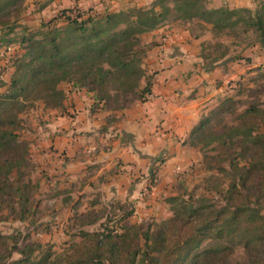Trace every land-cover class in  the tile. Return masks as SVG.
<instances>
[{
  "label": "trees",
  "instance_id": "trees-1",
  "mask_svg": "<svg viewBox=\"0 0 264 264\" xmlns=\"http://www.w3.org/2000/svg\"><path fill=\"white\" fill-rule=\"evenodd\" d=\"M5 2L16 5L18 0ZM6 8H0V13ZM171 11L176 18L199 17L219 32L242 23L244 31L253 30L264 44V0H257L253 9H208L205 0H153L147 7L106 12L101 16L85 14L75 7L61 9L46 23L65 22V31L73 36L68 37L66 45L52 37L49 51L44 49L41 39L29 36L23 47L25 52L14 60L10 91L0 93V153L7 152L9 158L0 160V191L7 175L19 164L17 156L23 159L28 150L16 133L20 128L15 112L19 97L26 99L32 95L46 102L59 100L63 95L57 88L55 70L67 64L78 75L77 90L86 88L95 97L99 90L103 91L104 95L98 96L101 99L109 96V89L122 95L135 93L144 77L141 63L148 48L142 45L141 34L160 26ZM144 94L149 95V81L140 98L144 99ZM257 111L252 107L244 110L239 123L217 137L216 142L226 148L227 141L238 136L252 155L241 165L233 159L229 162L234 177L227 190L229 195L238 192L239 186L249 192L264 191V133L252 119ZM210 121L207 115L191 130L188 139L191 145L211 142L212 138L204 136ZM169 200L173 204L172 215L165 220L146 225L125 223L120 232L84 230L78 242L57 255L48 243H31L18 251V259L1 260L0 264H229L236 244L252 256L251 264H264V213L257 207H217L205 203V199L190 202L179 195Z\"/></svg>",
  "mask_w": 264,
  "mask_h": 264
},
{
  "label": "crops",
  "instance_id": "crops-1",
  "mask_svg": "<svg viewBox=\"0 0 264 264\" xmlns=\"http://www.w3.org/2000/svg\"><path fill=\"white\" fill-rule=\"evenodd\" d=\"M152 1L18 0L22 5L18 25L0 23V93L14 73L15 52L12 56L10 53L17 47L14 42L18 38L14 36L18 30L32 31L61 9L75 7L85 14L101 16L146 7ZM205 1L208 9H253L257 2ZM6 3L0 0V8L15 7ZM181 22L180 18H167L145 32L149 45L141 63L144 77L135 93H129L132 99L125 105L92 109L90 92L76 89L70 92L74 103H64L65 110L54 108L45 113L49 120L39 127L45 151L39 159H45L47 165L53 156L54 167L49 166V170L54 169L58 175L54 178L62 180L59 188L65 197L71 196L70 207L77 203L83 209L91 203L97 206L127 202L134 206L135 220L154 216V205L161 195L175 188L177 173L200 160V151L189 143L190 132L218 103L223 88L216 80L221 81L226 73L223 75L222 61L204 64L201 55L205 33L196 24L212 32L211 24L199 17ZM248 45L249 54L255 43ZM148 81L149 95L140 98ZM49 146H53L52 152H47ZM154 176L155 184L143 197L142 189Z\"/></svg>",
  "mask_w": 264,
  "mask_h": 264
},
{
  "label": "rangeland",
  "instance_id": "rangeland-1",
  "mask_svg": "<svg viewBox=\"0 0 264 264\" xmlns=\"http://www.w3.org/2000/svg\"><path fill=\"white\" fill-rule=\"evenodd\" d=\"M169 6L174 11L171 3ZM21 9L22 5L17 3L14 8L1 12L0 23L18 25ZM173 11L168 18L171 20L173 17L178 20ZM180 20L181 23H185L191 19L180 18ZM43 24L42 27L33 28L32 31L21 29L18 30L19 33H15L14 37L18 40L14 42V46L17 47L10 53L12 56L15 52L14 60L25 52L23 47L28 43L29 36L41 39L46 51L50 50L52 37H55V41L66 45L68 37L73 36L65 31V22ZM196 25L198 30H203L205 33L201 44L204 64L223 62V75L225 73L226 75L221 81L216 80V84L218 81L222 84L223 90L218 95V103L203 116L211 117L208 123L210 128L204 135L206 139L212 138L211 142L208 145L204 142L193 145L200 151V160L177 173L175 188L165 196L161 195L159 203L154 205V216L150 214L135 220L134 206L127 202L97 206L91 203L83 209L77 203L78 205L70 207L71 196L65 197L66 194L59 188L62 180L54 178V176L58 177L54 174V169L49 170V166L54 167L53 156L50 161L48 160L47 165L44 163L45 159H39V155L45 151L39 140L42 138L39 127L49 120L45 118V113L54 108L60 112L65 110V104L69 106L74 103L72 99L74 96L70 92L77 88L75 80L78 75L75 74L73 66L67 64L55 70L57 88L63 95L59 100L50 99L46 102L32 95H28L26 99L19 97L20 103L15 112L20 119V128L16 133L19 141L26 145L28 150L23 159L17 156L19 164L7 175L3 190L0 191V261L18 259V251L31 243H48L57 255L63 253L70 244L78 242L81 239L80 232L84 230L107 232L108 229H112L120 232L125 223L146 225L165 220L172 215L173 204L169 198L175 195L183 196L190 202L205 199V203L231 209L248 205L257 207L264 213V191L249 192L239 186L238 192L227 194L229 184L234 178L229 162L233 159L238 165L246 163L252 156L251 152L248 154V146H242L243 141H240L241 139L236 135L227 141L226 148L216 142L217 137L224 134L229 126L239 123L240 114L250 107L258 109V113L252 119L257 121L259 130L264 133V44L253 30L244 31L242 23L220 32L204 29L200 23ZM208 33L210 37L207 39L205 37ZM145 34V32L141 34V43L146 48L149 44L146 42L148 39H144ZM251 42L255 43V48L249 51L250 55L247 48L250 47L248 44ZM104 65L108 67L105 63ZM81 90L87 91L86 88ZM7 91H10L8 86L1 93L5 94ZM109 93L107 98L101 99L98 96L104 95L103 91L99 90L96 97L90 91L92 107L119 108L132 99L129 93L122 95L111 89ZM245 144L249 145V142L246 141ZM46 150L52 152L53 146L47 147ZM6 153H0V160L9 159ZM170 192L172 194H169ZM147 194L141 193L143 197ZM131 208L132 213L126 216ZM167 212L169 214H166ZM238 263L251 264L252 256L242 245L236 244L229 257V264Z\"/></svg>",
  "mask_w": 264,
  "mask_h": 264
},
{
  "label": "built area",
  "instance_id": "built-area-1",
  "mask_svg": "<svg viewBox=\"0 0 264 264\" xmlns=\"http://www.w3.org/2000/svg\"><path fill=\"white\" fill-rule=\"evenodd\" d=\"M154 181H155V179H154V178H151V179H150V183L144 186V188L142 189V192H143V193H148L149 190H150V188H151V185H152V183H153Z\"/></svg>",
  "mask_w": 264,
  "mask_h": 264
}]
</instances>
